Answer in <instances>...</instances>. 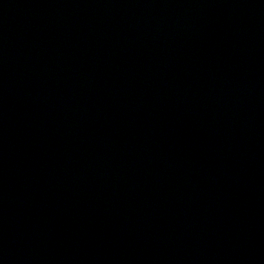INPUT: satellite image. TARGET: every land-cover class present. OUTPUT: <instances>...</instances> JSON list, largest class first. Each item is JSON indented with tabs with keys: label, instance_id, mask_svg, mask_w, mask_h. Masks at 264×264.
Segmentation results:
<instances>
[{
	"label": "water",
	"instance_id": "obj_1",
	"mask_svg": "<svg viewBox=\"0 0 264 264\" xmlns=\"http://www.w3.org/2000/svg\"><path fill=\"white\" fill-rule=\"evenodd\" d=\"M0 211L83 264H264V0H0Z\"/></svg>",
	"mask_w": 264,
	"mask_h": 264
}]
</instances>
